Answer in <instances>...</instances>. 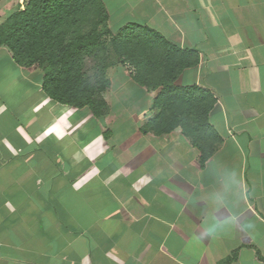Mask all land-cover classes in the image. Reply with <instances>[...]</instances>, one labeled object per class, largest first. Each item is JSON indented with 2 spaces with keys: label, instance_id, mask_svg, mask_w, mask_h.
I'll list each match as a JSON object with an SVG mask.
<instances>
[{
  "label": "crops",
  "instance_id": "0c3cea01",
  "mask_svg": "<svg viewBox=\"0 0 264 264\" xmlns=\"http://www.w3.org/2000/svg\"><path fill=\"white\" fill-rule=\"evenodd\" d=\"M102 1L198 55L175 85L214 97L206 140L143 132L160 89L131 69L98 117L0 46V264H264V0Z\"/></svg>",
  "mask_w": 264,
  "mask_h": 264
},
{
  "label": "trees",
  "instance_id": "16d2710c",
  "mask_svg": "<svg viewBox=\"0 0 264 264\" xmlns=\"http://www.w3.org/2000/svg\"><path fill=\"white\" fill-rule=\"evenodd\" d=\"M108 21L102 0H27L0 24V46L8 47L19 65L42 68L44 90L51 98L87 106L100 117L108 111L103 93L111 86L102 51L111 43L120 62L134 66L137 83L160 89L155 99L159 111L143 132L161 135L181 127L201 146L215 99L197 86L175 85L185 68L199 63L198 55L147 26L129 24L115 36ZM88 56L98 62L95 79L86 70ZM209 156L203 151V164Z\"/></svg>",
  "mask_w": 264,
  "mask_h": 264
},
{
  "label": "rangeland",
  "instance_id": "374dc122",
  "mask_svg": "<svg viewBox=\"0 0 264 264\" xmlns=\"http://www.w3.org/2000/svg\"><path fill=\"white\" fill-rule=\"evenodd\" d=\"M27 0H1L0 1V6H6L7 8V12L9 14L14 13L15 10H17L18 8H22L25 7ZM115 36H117V34H113ZM111 39V37H107V42L109 43V40ZM102 62L105 66H107L106 68V74L108 79L110 80V74H112L113 76H115L114 74V70L116 71L117 75H121L122 73H120V69H122L123 71H132V73L134 72V66L130 65V64H122L120 62V60L118 59V57L116 56V54L114 53V49L111 46V43H109L107 45V47L103 48L102 51ZM97 60H94L92 57L88 56L87 61H86V70L88 72V74L92 77H96V73H97V68H96V64H97ZM111 82V81H110ZM111 87V86H110ZM109 87V88H110ZM107 89L104 93L103 96L106 97L107 99H111L112 96V90ZM108 113V111H107Z\"/></svg>",
  "mask_w": 264,
  "mask_h": 264
},
{
  "label": "clouds",
  "instance_id": "9594fccd",
  "mask_svg": "<svg viewBox=\"0 0 264 264\" xmlns=\"http://www.w3.org/2000/svg\"><path fill=\"white\" fill-rule=\"evenodd\" d=\"M208 231H209L210 233L214 232V231H215V227H214V226H213V227H210V228L208 229Z\"/></svg>",
  "mask_w": 264,
  "mask_h": 264
}]
</instances>
